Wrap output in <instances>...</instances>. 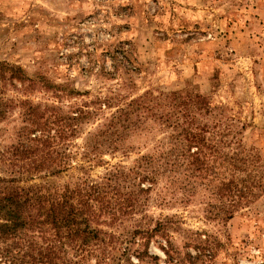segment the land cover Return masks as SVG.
Returning a JSON list of instances; mask_svg holds the SVG:
<instances>
[{
	"label": "rangeland",
	"instance_id": "1",
	"mask_svg": "<svg viewBox=\"0 0 264 264\" xmlns=\"http://www.w3.org/2000/svg\"><path fill=\"white\" fill-rule=\"evenodd\" d=\"M0 62L30 78L2 87L13 101L0 120V177L13 182H0V190L70 187L83 209L77 217L117 234L169 221L173 261L158 233L138 235L129 251L125 241L114 242L111 264H128L136 249L159 257L145 264H264V0H0ZM146 92L163 94L166 105L136 111L119 137L97 138L111 113ZM21 100L95 110L65 141L69 170L44 176L33 169L19 137ZM176 103H186L190 115L172 117ZM160 114L170 123L155 122ZM184 129L200 132V143L176 142ZM172 149L199 153L174 168ZM84 185L106 193L95 199L97 211L75 190ZM107 200L122 209L100 210ZM45 228L21 233V244L0 240V256L9 245L14 254L36 256L21 255L16 264H39L49 260L40 252L56 248L57 264H96L105 246Z\"/></svg>",
	"mask_w": 264,
	"mask_h": 264
},
{
	"label": "trees",
	"instance_id": "2",
	"mask_svg": "<svg viewBox=\"0 0 264 264\" xmlns=\"http://www.w3.org/2000/svg\"><path fill=\"white\" fill-rule=\"evenodd\" d=\"M14 80L25 83L27 80H30V78L25 76L22 67L11 65L7 62H0V120L6 118L9 110L7 109L9 105L8 102L13 101L4 98L2 87L6 85L7 82ZM175 93L178 94V92ZM162 96L155 97L152 93L146 92L145 95L131 99L126 106L118 108L115 112L111 113V116L106 118V121L102 123L98 129V133L100 132V134L97 138L105 135L119 137L121 135V127L125 129L130 128L132 124L130 121L131 117L136 111L143 110V112H145L152 111L155 108L164 107L166 104H164L162 100L165 101L166 99ZM111 99H113V97H109L106 101H100L99 109L104 110V108L109 107ZM151 100L154 102H151ZM151 103L153 105H151ZM184 104L186 103L174 104V108L179 109H176L177 111L172 113V117L174 115L184 117L188 115L187 113L190 115V107H183L182 105ZM20 106L24 107V110L22 111V121L25 124L22 126V131L19 133V137L24 139L21 144L23 147L22 151L28 157L33 158V169L43 172L44 176H54L69 170L70 164H68L67 161L70 153L68 152L69 148H67L68 146L65 141L69 139L70 136L76 135L79 131L80 124L89 119L91 115L95 113V110L86 109L84 107L76 108V110L71 112H64L56 105L46 106L42 109V105L29 104L26 100H21ZM153 116L156 119L154 121L156 122L159 120L162 122V125L165 123L168 124L171 121V116L169 115L160 114ZM127 121L129 124H127ZM179 126H181L180 122L175 121V127ZM184 131H186L185 134L180 132L182 139L176 137V142L183 144L186 139V141L191 143H200L202 139L200 132L194 130L188 131L187 129H184ZM114 141L116 142L117 140L114 139ZM97 145L101 147L103 143H97ZM85 146L86 149H89V146H91L90 141L87 142ZM171 151H178V153L173 154L176 156L175 161H177V158H179V161L170 163L169 156L166 155L165 158L168 159L170 165L174 168L183 167L185 165L183 164V161L188 160L189 157H195L199 153L195 151L193 154H187L182 149H172ZM35 155H38L39 157L35 158ZM170 155L174 157L172 153ZM85 157H87V155H85ZM142 159L145 160L146 158L144 157ZM175 172H177L176 169ZM4 181L13 182V179L8 180L0 177V182ZM89 188L84 185L75 190H78V195L85 192V194L89 196L87 202L88 205L91 206L90 209L97 211L94 209L98 205L95 202V199L106 195V193L104 194V191H102L98 185L89 186ZM73 190L74 189H71L70 187H66L63 191L58 189L54 191H51L50 189L45 191L42 189H36L34 192L23 190H0V240H18L17 243L21 244V241L24 240V238L20 236L21 233L37 229L41 231L46 227V231L55 230L58 237L65 235L67 238L74 239L76 236H82L87 243L94 241L96 243L100 242V246L104 244L106 247L104 246L101 252L96 254V264H111L110 256H108L107 251L109 250L108 247H111L114 242L125 241L121 243L122 249L124 251H129L130 245L138 242V235L151 239L154 235L160 233L159 235L163 236L165 242V245L162 247L168 258L166 261H173V256L171 255L173 244L167 227V222L169 221H159L154 228L147 227L145 229H135L127 234L108 232L101 228L91 226L89 218L81 220L77 217V214H81L80 212H82L83 209L75 206L74 199L77 195L73 193ZM104 190H106V188H104ZM92 196L97 197L92 198ZM105 197L106 196H103L102 198ZM78 202L85 203L86 201L79 197ZM100 206V210H104L110 215H115L118 210L122 209L120 202L115 200L114 202L107 200L106 203L101 204ZM219 216L220 214H215L214 217ZM231 216L232 214L227 215L229 218ZM81 225L84 227L81 228ZM148 243L149 241L146 242V244ZM3 251L4 253L0 256V264H16L21 259V255L30 256V258L32 256L34 260L36 259V256L31 253L14 254L9 245L5 246ZM43 253L44 256L39 258L42 260L45 257H48L49 260L48 262L41 261L39 264L58 263L56 258H58L59 253L56 252V248L50 249L46 252H40V254ZM55 253L58 254L57 257H55ZM135 253V256L130 255L127 257L128 264H145L148 258L159 260V257L151 254L149 250L141 252L136 249ZM200 256V253L196 256L191 254V257L195 260ZM131 257H136V262L132 260ZM26 262L27 264H31V262L27 260ZM117 263H120V261ZM34 264H38V262H34ZM59 264H66V258H64Z\"/></svg>",
	"mask_w": 264,
	"mask_h": 264
}]
</instances>
